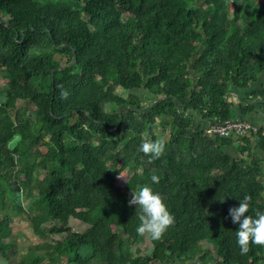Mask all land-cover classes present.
<instances>
[{"label": "trees", "instance_id": "obj_1", "mask_svg": "<svg viewBox=\"0 0 264 264\" xmlns=\"http://www.w3.org/2000/svg\"><path fill=\"white\" fill-rule=\"evenodd\" d=\"M0 69L5 264H264V246L240 254L228 216L244 196L245 215L264 212V136L201 135L264 108L263 2L0 0ZM145 138L163 141L159 158L139 151ZM127 169L125 187L152 186L174 217L158 240L115 184ZM29 197L45 240L16 256L6 212Z\"/></svg>", "mask_w": 264, "mask_h": 264}, {"label": "clouds", "instance_id": "obj_2", "mask_svg": "<svg viewBox=\"0 0 264 264\" xmlns=\"http://www.w3.org/2000/svg\"><path fill=\"white\" fill-rule=\"evenodd\" d=\"M66 95L67 93H62V96ZM139 151L148 156L150 160H155L164 152V143L159 139L145 138L139 144ZM150 179L153 185L159 182V177L155 174ZM125 180L129 183L128 179L125 178ZM128 203L138 207L141 213L138 217L140 223L137 225V232L146 233L153 240L160 239L174 222V217L161 195L150 185H143L133 192ZM246 212L249 213L247 196L239 199L237 206L228 209L231 222L238 225L236 243L241 255L248 253L250 245L264 246V212L258 211L254 216L245 215Z\"/></svg>", "mask_w": 264, "mask_h": 264}, {"label": "rangeland", "instance_id": "obj_3", "mask_svg": "<svg viewBox=\"0 0 264 264\" xmlns=\"http://www.w3.org/2000/svg\"><path fill=\"white\" fill-rule=\"evenodd\" d=\"M256 1L264 3V0H256ZM229 10H230V13L233 10L232 3H229ZM56 57L59 58L61 60V63L63 64L66 63L67 61L66 58H62L59 55H57ZM3 70L0 69V88H2L3 84L7 81V78L4 77L3 75ZM117 92L123 93L121 89H117ZM139 93L143 95L141 91H139ZM0 97H1V92H0ZM232 99L233 98H231V100ZM30 105L31 104L23 103L22 101L17 102V106H20L23 110H26L28 112L34 108L33 105L31 106ZM161 137L166 139L167 133L165 132L162 133ZM259 152H263V151H259ZM260 158H261V155H260ZM262 165L264 167V160L262 161ZM131 174H132V171L127 169V170H123L119 175L114 177L115 184L119 186L123 192H126L128 194L129 200L131 199L133 191L125 187L126 182H127L125 178L129 179ZM123 176H125V178ZM110 177L112 176L110 175ZM31 188L34 193L35 189L33 185H31ZM29 198L22 200V207H23L24 212L26 213L20 214L15 208L9 209L6 212L9 217V221L7 225L9 229V235L7 236V238L16 245V256H20L26 253L29 248H32L35 244L42 243L45 240L44 235L46 234V227L48 225L41 224L37 228H35L36 224L34 223V221H32L33 214L31 210L28 209V208L33 209L35 207V203L33 202V200L31 201V197ZM0 217L2 218V216ZM70 223L74 230L82 231L84 228V225L75 219H71ZM57 237H58L57 235L53 236L54 239ZM135 246L139 249L140 253H145V251L148 250L150 247V242L147 238V235H145L142 241ZM0 264H5L1 257H0ZM164 264H178V263L174 261H170V262H165Z\"/></svg>", "mask_w": 264, "mask_h": 264}, {"label": "built area", "instance_id": "obj_4", "mask_svg": "<svg viewBox=\"0 0 264 264\" xmlns=\"http://www.w3.org/2000/svg\"><path fill=\"white\" fill-rule=\"evenodd\" d=\"M201 135L204 137H226V136H264V127L257 126L249 120L232 118L223 122H209L201 129Z\"/></svg>", "mask_w": 264, "mask_h": 264}, {"label": "crops", "instance_id": "obj_5", "mask_svg": "<svg viewBox=\"0 0 264 264\" xmlns=\"http://www.w3.org/2000/svg\"><path fill=\"white\" fill-rule=\"evenodd\" d=\"M263 81H264V77H260V82H263ZM232 98H233V101L237 100L236 96ZM245 118L249 119L250 121H252L253 124L257 126H264V108L260 106L255 107V109L252 112H249L245 115ZM259 151H262V150H259ZM228 152L233 154L235 153V150L233 147H231L228 149ZM260 155H261V159L264 160V152H260Z\"/></svg>", "mask_w": 264, "mask_h": 264}, {"label": "water", "instance_id": "obj_6", "mask_svg": "<svg viewBox=\"0 0 264 264\" xmlns=\"http://www.w3.org/2000/svg\"><path fill=\"white\" fill-rule=\"evenodd\" d=\"M1 20H2V19H1ZM2 21H3V20H2ZM235 118H237V119H238V118H239V116L237 115Z\"/></svg>", "mask_w": 264, "mask_h": 264}]
</instances>
